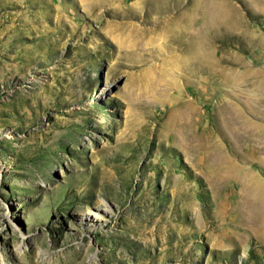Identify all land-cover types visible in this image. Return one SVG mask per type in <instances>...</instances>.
<instances>
[{
  "label": "rangeland",
  "instance_id": "1",
  "mask_svg": "<svg viewBox=\"0 0 264 264\" xmlns=\"http://www.w3.org/2000/svg\"><path fill=\"white\" fill-rule=\"evenodd\" d=\"M0 264H264V0H0Z\"/></svg>",
  "mask_w": 264,
  "mask_h": 264
},
{
  "label": "bare ground",
  "instance_id": "2",
  "mask_svg": "<svg viewBox=\"0 0 264 264\" xmlns=\"http://www.w3.org/2000/svg\"><path fill=\"white\" fill-rule=\"evenodd\" d=\"M256 185H257L258 187H260V183H259V182H257ZM255 192H256V191H255ZM103 205L105 206L106 210H110V209H111V205H110V203H104Z\"/></svg>",
  "mask_w": 264,
  "mask_h": 264
}]
</instances>
